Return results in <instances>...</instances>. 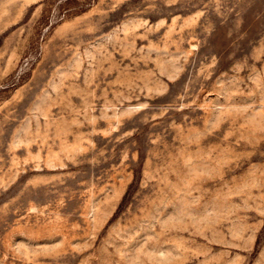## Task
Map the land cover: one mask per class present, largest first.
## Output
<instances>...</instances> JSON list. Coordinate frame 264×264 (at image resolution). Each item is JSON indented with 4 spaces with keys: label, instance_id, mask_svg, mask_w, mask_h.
I'll return each instance as SVG.
<instances>
[{
    "label": "rangeland",
    "instance_id": "rangeland-1",
    "mask_svg": "<svg viewBox=\"0 0 264 264\" xmlns=\"http://www.w3.org/2000/svg\"><path fill=\"white\" fill-rule=\"evenodd\" d=\"M0 264H264V0H0Z\"/></svg>",
    "mask_w": 264,
    "mask_h": 264
}]
</instances>
